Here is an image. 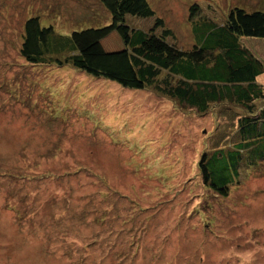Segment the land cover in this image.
Returning a JSON list of instances; mask_svg holds the SVG:
<instances>
[{"label": "rangeland", "instance_id": "1", "mask_svg": "<svg viewBox=\"0 0 264 264\" xmlns=\"http://www.w3.org/2000/svg\"><path fill=\"white\" fill-rule=\"evenodd\" d=\"M148 1L183 49L197 38L191 1L217 22L233 7L264 11V0ZM32 14L61 34L109 19L96 0H0V264H264V159L226 197L200 172L235 121L28 64L19 45ZM242 44L264 58V41ZM100 45L121 43L113 33Z\"/></svg>", "mask_w": 264, "mask_h": 264}, {"label": "trees", "instance_id": "2", "mask_svg": "<svg viewBox=\"0 0 264 264\" xmlns=\"http://www.w3.org/2000/svg\"><path fill=\"white\" fill-rule=\"evenodd\" d=\"M96 1L108 22L67 34L44 25L39 14L29 15L20 35L21 57L30 65H69L125 89L150 90L194 113L219 107L220 115L235 121V131L231 139L220 135L211 151L203 152L199 167L203 184L226 197L245 168L264 159V84L258 81L264 58L242 44L243 38L264 41V11L233 7L217 22L191 1L189 23L197 38L183 49L148 0ZM133 19L152 20V25L144 28ZM113 33L121 46H101Z\"/></svg>", "mask_w": 264, "mask_h": 264}]
</instances>
